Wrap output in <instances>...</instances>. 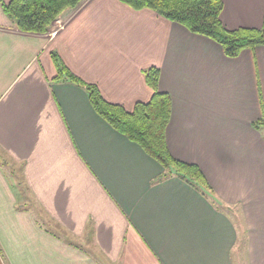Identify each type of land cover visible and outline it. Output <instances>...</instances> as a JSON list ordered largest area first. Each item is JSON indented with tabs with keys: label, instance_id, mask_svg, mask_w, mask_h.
Listing matches in <instances>:
<instances>
[{
	"label": "crops",
	"instance_id": "1",
	"mask_svg": "<svg viewBox=\"0 0 264 264\" xmlns=\"http://www.w3.org/2000/svg\"><path fill=\"white\" fill-rule=\"evenodd\" d=\"M222 1L227 29L262 26L264 0ZM61 17L23 33L0 3V264H264V47L231 59L119 0ZM53 53L129 112L151 100L144 74L159 68L168 148L211 189L164 178L85 85L57 79Z\"/></svg>",
	"mask_w": 264,
	"mask_h": 264
},
{
	"label": "trees",
	"instance_id": "2",
	"mask_svg": "<svg viewBox=\"0 0 264 264\" xmlns=\"http://www.w3.org/2000/svg\"><path fill=\"white\" fill-rule=\"evenodd\" d=\"M85 0H0L5 14L19 31L29 34H47L65 11L75 10ZM134 10H151L170 22L185 27L189 32L206 37L219 44L226 57L234 59L244 50L264 47V20L260 28L239 27L227 29L221 15L222 0H119ZM57 79L66 78L85 85L89 99L97 114L112 128L138 144L145 153L165 169L164 178L175 176L199 191L211 189L202 169L192 163L175 159L167 145V127L171 119L172 99L159 90L161 70L153 67L145 71V81L153 91L149 102H138L133 111L108 103L98 87L85 84L73 75L53 53ZM257 129L264 127V120L256 123Z\"/></svg>",
	"mask_w": 264,
	"mask_h": 264
},
{
	"label": "rangeland",
	"instance_id": "3",
	"mask_svg": "<svg viewBox=\"0 0 264 264\" xmlns=\"http://www.w3.org/2000/svg\"><path fill=\"white\" fill-rule=\"evenodd\" d=\"M86 1H87V0H85L83 3H85ZM83 3H82V4H83ZM82 4H81V5H82ZM78 8H79V7H78ZM78 8H77V9H78ZM69 10H72V9H69ZM75 10H76V9H75ZM67 11H68V10H67ZM72 11H73V10H72ZM65 12H66V11H65ZM61 18H62V17H60L58 20L55 21V23L53 24V27H52V29L54 28L53 30H55V29L59 28V26H61V25H60L61 23L59 24V22L62 21ZM56 22H57V23H56ZM52 29H51V30H52ZM0 248H1V244H0ZM1 249H2V248H1Z\"/></svg>",
	"mask_w": 264,
	"mask_h": 264
}]
</instances>
